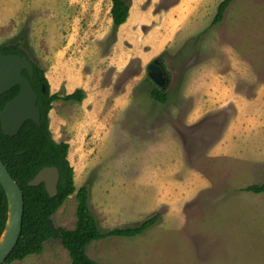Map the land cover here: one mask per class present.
Wrapping results in <instances>:
<instances>
[{"label": "rangeland", "instance_id": "1", "mask_svg": "<svg viewBox=\"0 0 264 264\" xmlns=\"http://www.w3.org/2000/svg\"><path fill=\"white\" fill-rule=\"evenodd\" d=\"M125 1L121 36L110 0H0V46L19 43L51 95L83 94L52 104L49 130L68 145L73 187L87 188L99 230L158 217L138 237L92 243L88 257L264 264V193L242 191L264 184V0H234L218 24L224 0ZM154 62L161 85L149 78ZM76 205L72 194L56 228H74ZM70 263L49 241L12 264Z\"/></svg>", "mask_w": 264, "mask_h": 264}, {"label": "trees", "instance_id": "2", "mask_svg": "<svg viewBox=\"0 0 264 264\" xmlns=\"http://www.w3.org/2000/svg\"><path fill=\"white\" fill-rule=\"evenodd\" d=\"M110 1L112 3L110 16L114 28L117 29L127 21L129 6L125 0ZM233 1L224 0L218 6V13L213 24L220 23L224 11ZM0 53L27 56L21 50L19 43L0 46ZM27 57L30 60L29 56ZM31 63L33 77L29 78L26 72H23V76L29 79L38 95L37 107L40 111V125L36 126L28 121L14 137L4 135L0 126V160L20 187L24 200L21 235L5 264L23 262L28 257L41 255L45 243L49 241L60 242L70 258V264H99L88 257L86 249L89 245L106 238L138 237L155 226L158 217L147 219L139 226L113 229L108 233L99 230L88 206L87 188L82 187L76 191L73 187V170L67 160L68 145L55 143L49 130L48 114L52 109V104L59 100L80 103L83 100V94L77 90L63 98L57 94L51 95L44 71L35 62L31 61ZM42 88H44V92H42ZM18 92L19 87H15L0 95V112L9 101L17 96ZM151 98L159 103H165L168 100V94L154 87ZM51 167L56 168L59 172L57 195L53 198L48 196L42 184L37 187L28 186L41 170ZM242 191L260 195L264 193V184L249 186ZM72 194H75L77 202L75 226L72 230L56 228L52 217ZM6 217V197L0 186V235L4 229Z\"/></svg>", "mask_w": 264, "mask_h": 264}, {"label": "water", "instance_id": "3", "mask_svg": "<svg viewBox=\"0 0 264 264\" xmlns=\"http://www.w3.org/2000/svg\"><path fill=\"white\" fill-rule=\"evenodd\" d=\"M155 63V62H154ZM157 63L149 66V78L156 84H163L159 78L160 69ZM23 72L33 77V65L27 56L3 55L0 53V95L15 87L19 92L9 101L0 112V126L4 135L16 136L23 125L31 121L40 125V111L37 107L38 95L34 91L29 79ZM44 92V88H42ZM59 172L56 168H44L29 183V187L43 185L50 198L57 195ZM0 186L2 187L7 203V217L4 229L0 235V264H5L7 258L16 247L22 231L24 213L23 194L18 184L8 173L0 160Z\"/></svg>", "mask_w": 264, "mask_h": 264}, {"label": "crops", "instance_id": "4", "mask_svg": "<svg viewBox=\"0 0 264 264\" xmlns=\"http://www.w3.org/2000/svg\"><path fill=\"white\" fill-rule=\"evenodd\" d=\"M134 2H136L137 4H138V0H133ZM132 1V2H133ZM136 3H133V4H136ZM131 13H133V11H132V9H130V11H129V15H131ZM141 18V16L139 15V17H138V21H139V19ZM141 19H144V17L143 18H141ZM129 22H131V18L130 17H128V20H127V22L125 23V24H123V26H121L120 28H119V34L118 35H121V36H123L124 35V33H123V30H124V28L126 27V26H128L130 23ZM142 33H143V31H142Z\"/></svg>", "mask_w": 264, "mask_h": 264}]
</instances>
